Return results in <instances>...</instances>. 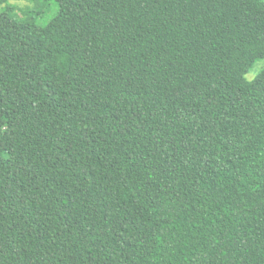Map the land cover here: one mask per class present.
Segmentation results:
<instances>
[{
  "label": "trees",
  "instance_id": "obj_1",
  "mask_svg": "<svg viewBox=\"0 0 264 264\" xmlns=\"http://www.w3.org/2000/svg\"><path fill=\"white\" fill-rule=\"evenodd\" d=\"M8 2L0 264H264V1Z\"/></svg>",
  "mask_w": 264,
  "mask_h": 264
},
{
  "label": "rangeland",
  "instance_id": "obj_2",
  "mask_svg": "<svg viewBox=\"0 0 264 264\" xmlns=\"http://www.w3.org/2000/svg\"><path fill=\"white\" fill-rule=\"evenodd\" d=\"M8 4L12 6L13 14L15 16L27 18L32 21L35 20L39 25H45L55 17V23L58 26H63L73 14V10L71 8L65 7L60 10L59 5L55 2H50L46 5L42 2H33V0H9ZM263 69L264 57L258 58L246 73V79L249 81L254 80ZM2 128L3 121L0 119V129Z\"/></svg>",
  "mask_w": 264,
  "mask_h": 264
}]
</instances>
